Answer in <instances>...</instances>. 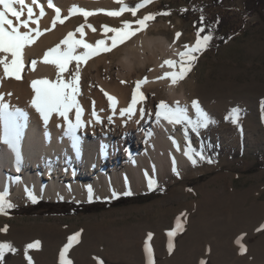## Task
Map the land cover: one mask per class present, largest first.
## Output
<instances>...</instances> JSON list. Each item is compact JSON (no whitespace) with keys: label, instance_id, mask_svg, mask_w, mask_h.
<instances>
[{"label":"rangeland","instance_id":"374dc122","mask_svg":"<svg viewBox=\"0 0 264 264\" xmlns=\"http://www.w3.org/2000/svg\"><path fill=\"white\" fill-rule=\"evenodd\" d=\"M244 1L151 0L135 15L125 10L114 17L106 13L121 5L88 11L113 28L125 21L138 26L152 14L146 25L164 20L167 27L158 33L171 40L181 31L184 51L195 45L199 29L201 39L210 35L192 53L194 61L184 59L191 68L183 81L211 122L196 130L183 123L191 164L167 178L157 176L143 191L80 201L34 196L36 202L0 191L14 205L0 213V243L15 249H5L0 264H29L28 257L31 264H61V250L76 233L65 253L71 264H264V12L247 13ZM138 3L124 2L128 8ZM89 18L76 12L65 20L81 26L95 22ZM198 19L220 24L221 32L198 26ZM188 117L196 122L197 110ZM204 139L217 146V156L203 154L198 146ZM176 175L180 182L174 185ZM34 242L38 246L26 248Z\"/></svg>","mask_w":264,"mask_h":264},{"label":"bare ground","instance_id":"6f19581e","mask_svg":"<svg viewBox=\"0 0 264 264\" xmlns=\"http://www.w3.org/2000/svg\"><path fill=\"white\" fill-rule=\"evenodd\" d=\"M53 3L61 9V19L71 16L69 9L73 5L87 11L121 5L115 0H53ZM26 4L33 8V20L38 19V27L43 34L23 49L21 79L4 77L3 66L0 65L3 102L10 106V111L18 109L23 113L17 117L19 137L15 149L4 140L5 122L0 116V191L10 193L12 197L31 193L32 196L52 200L65 198L80 201L90 198L89 188L93 197L114 196L130 188L143 191L149 188V180L154 181L157 176L164 179L180 168L187 170L191 159L189 154H185L183 123L172 124L156 116L161 101L173 107L179 102L182 107H187V115L196 111L183 79L176 84L172 83L171 77L157 79L165 72L181 70L178 55L184 51L180 43L181 31L176 30L180 35L174 40L158 33L167 27L166 22L160 19L135 32L111 51H101L86 61H80L79 94L75 98L82 108L80 119L83 123L69 132L67 121L55 112L45 124L31 104L35 96L31 82L46 78L58 83L59 73L63 82L68 83L77 61L72 60L66 71L59 72L54 64L44 62V54L60 44L69 32L74 33L76 40L83 39L93 45L97 40H104L109 47L115 33L104 31L99 20L96 22V12L89 15L95 20L92 27L84 24L83 36L76 31L80 26L67 23L65 19L62 24L57 21L53 28L56 12L48 6V0H37V4L26 0ZM37 5L43 7V16ZM14 7L21 10L18 4ZM22 11L20 19H27V8ZM9 18L14 25L19 24L10 14ZM90 20L87 22L91 23ZM139 27L130 26V30ZM29 28L35 29L37 24L30 21ZM44 29L51 30L45 32ZM19 30L28 29L20 26ZM32 35L35 36V32ZM66 48L67 45L61 44V51ZM86 51L78 46L74 55L79 56ZM3 55L0 53V56ZM8 59L11 60L10 54ZM32 60L36 61L34 66ZM165 60L177 63L161 67ZM114 62L116 69L112 71ZM183 63L185 67V60ZM145 78L147 83H142L139 88L143 99L138 95L133 112L121 115V110L132 103L136 82ZM105 93L116 98L115 108ZM140 109H144L143 115ZM93 112L96 116L92 115ZM68 117L75 123V108L69 111ZM173 181L174 185L180 182L178 175Z\"/></svg>","mask_w":264,"mask_h":264},{"label":"snow or ice","instance_id":"6c2138e0","mask_svg":"<svg viewBox=\"0 0 264 264\" xmlns=\"http://www.w3.org/2000/svg\"><path fill=\"white\" fill-rule=\"evenodd\" d=\"M115 2H118L121 4V8L119 11H112L108 12L106 14L118 16L123 11L128 10L131 11L133 15L136 14V11L138 8L143 7L145 4L150 3L151 0H141V3H138L135 8H128L126 4H124V0H115ZM20 5L21 10H17L14 5ZM32 4H37V0H32ZM0 5H2V8H0V53H4L5 55L0 56V65L3 66V72L4 77H12L17 80L21 79V70L24 66L23 63V49L31 45L35 39L42 35L43 32L39 30L38 27V19L33 20V8L31 6H28L26 4V0H0ZM39 6V5H37ZM48 6L51 8H54L56 12V17L52 21V27L54 28L56 25V22L59 21L61 24L64 22V19H67V17H64L61 19V9L56 7L53 3V0H48ZM40 7V15H44V10L42 6ZM23 8H27V19L21 20V15L23 14ZM103 11V10H98ZM76 12H79L82 14L85 19L89 15H92L94 13L85 11L84 9L79 8L76 5H73L72 8L69 9V15H72ZM9 14L12 17H15L16 21L19 22V24L14 25L13 20L9 18ZM167 15L168 13H157V15ZM149 19H154V16L152 14L146 15L143 19L136 21L138 25H140L139 28L135 30H130V25L127 21L123 22L122 28H109L107 25H103V29L105 32H113L115 33L114 36L111 37L112 44L111 46L105 45L104 40H97L95 42V45L86 43L83 39L76 40L74 39V33L69 32L65 38L60 42V44H57L54 48L48 49L43 57L44 62L52 63L54 64L59 72H64L68 68V64L72 60L77 61L76 68L74 72H71V80L68 83L63 82V78L59 76L58 73V83L50 82L48 79H39V80H33L31 82V86L35 91V96L31 100L32 106L35 107L37 112L40 114L41 118L47 124V122L50 119V116L53 112L57 113L61 117L65 119L68 123V130L69 132H73L76 128H79L82 126V121L80 119V114L82 112V108L79 105L78 101L76 100V94H79V87H78V81L80 79V66L79 62L84 60L86 61L88 58L94 55H98L101 51H111L112 48L116 47L117 44L123 43L126 39H128L131 35H135V32L143 30L145 27H147L145 21ZM32 21L33 23L37 24V28L32 29L29 28V22ZM7 26V27H6ZM22 26L25 29H28L27 31H20L19 28ZM84 25H81L76 29L77 32L81 33V36H83V29ZM88 27H92L91 25H88ZM51 29H44V31H50ZM93 31L95 29L93 28ZM203 29H199L197 32V40L195 45L189 47L188 45H185V51L178 53L180 56V65L181 70L179 72H165L162 77H158L157 79H164L171 77V81L173 84L178 83L179 80H182L187 72L191 68V63L188 64L187 67H184V59L187 58L188 61H194L195 56L192 55L193 52L199 51L202 47L205 46L206 42L211 39L210 35L204 36L202 39L200 37V32H202ZM35 32V36L32 35V33ZM180 33H177L176 36L179 37ZM61 44L67 45V48L63 51H61ZM78 46H82L84 49H87L88 51L84 52L82 55H74L75 48ZM10 54L11 60L8 59V55ZM32 65L34 66L36 64L35 60L31 61ZM176 61L173 60H165L164 64L161 65L163 67L164 65L173 66L176 64ZM3 77H0V80H2ZM142 83H147V78H145L143 81H137L136 82V89L133 91V97H132V103L129 105L127 109L121 110V115H124L125 112L131 114L134 110V105L137 102V96L141 99H143V94L139 93V88ZM105 95L108 96L109 101L112 102V107L115 108L116 104V98L108 95L105 93ZM192 106L196 108L198 119L196 122H193L187 115V107L181 106L179 102L176 103V105L169 106L164 101H161L160 104L157 106L156 116L159 119L160 117H163L165 120H167L169 123L172 124H180L187 122L188 124L193 125V130H196L198 127H207V124L211 122L205 113L202 112V110L199 108L197 101H192ZM9 105L3 102V96L0 95V116H3L4 122H5V129H4V140L6 143H8L11 147L14 149L16 148V144L19 137V124L17 121L18 115H23L21 110H9ZM76 109V120L75 123H73L69 117L68 113L71 109ZM141 115L144 114V109H140ZM93 116H96V113H92ZM97 120H99V117H96ZM111 119V117H109ZM188 155V153H185ZM189 159H192L191 156H189ZM193 163L196 161L193 160ZM153 184L152 180H149V187L151 188ZM125 195H130V192L124 193ZM89 195L91 197V188H89ZM30 198L35 201V197L32 196L31 193H29ZM14 205L7 201L5 198V193H0V213L7 214L5 209L6 208H12ZM179 221V218H178ZM179 227V223L177 225ZM264 227V226H262ZM6 231L5 229H3ZM174 233L169 232L168 235L171 237ZM79 236V233L74 234L72 237H69V244L65 245L64 249L61 250L60 253V261L61 264H71L70 260H67L65 258V253L67 249L71 246L72 241L76 240ZM151 236V234H149ZM239 242V240L237 241ZM39 242H34L33 244H29L26 246V248H32L38 246ZM172 244L169 243V250H171ZM7 249L9 251H15L14 248H12L11 244L7 242L0 243V258L3 257L4 250ZM146 250H148L146 245ZM242 247V251H243ZM29 264H31V258L28 257ZM201 264H204L202 261Z\"/></svg>","mask_w":264,"mask_h":264},{"label":"trees","instance_id":"16d2710c","mask_svg":"<svg viewBox=\"0 0 264 264\" xmlns=\"http://www.w3.org/2000/svg\"><path fill=\"white\" fill-rule=\"evenodd\" d=\"M217 4L223 2L224 0H214ZM244 8L245 11L249 14L258 13L262 14L264 12V0H245L244 1ZM196 23H198L200 27H203L204 29H211L214 30L216 33L221 32V25L219 24H208L203 23L202 20L198 19L196 20ZM226 37L224 35H221L219 38V43L223 44L226 41ZM201 147L203 154H205L207 157H215L218 154V148L217 146L210 140L204 139L200 142L199 146ZM195 149V147H194ZM188 152V150H187ZM190 155V153L188 152Z\"/></svg>","mask_w":264,"mask_h":264}]
</instances>
